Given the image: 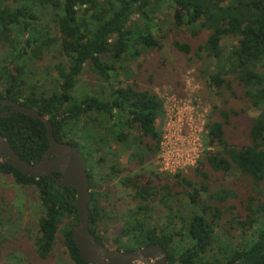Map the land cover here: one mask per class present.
<instances>
[{
    "label": "trees",
    "instance_id": "16d2710c",
    "mask_svg": "<svg viewBox=\"0 0 264 264\" xmlns=\"http://www.w3.org/2000/svg\"><path fill=\"white\" fill-rule=\"evenodd\" d=\"M165 6L173 47L222 100L206 118L208 149L190 174L154 167L166 111L127 66L161 47ZM86 73L92 79L81 89ZM0 99L37 110L58 141L77 147L88 228L100 245L113 224L115 249L159 244L167 264H264V0H0ZM0 135L29 162L48 146L44 123L17 111L0 116ZM0 173L38 195L35 254L49 258L60 234L73 264H88L72 237L75 190L3 159ZM113 184L128 191L124 205ZM2 210L0 226L15 224ZM5 237L0 228V250Z\"/></svg>",
    "mask_w": 264,
    "mask_h": 264
},
{
    "label": "rangeland",
    "instance_id": "374dc122",
    "mask_svg": "<svg viewBox=\"0 0 264 264\" xmlns=\"http://www.w3.org/2000/svg\"><path fill=\"white\" fill-rule=\"evenodd\" d=\"M168 10L165 6L163 13L157 14L161 26V47L147 52L146 55H141L137 60L128 63L127 66L133 70L135 76L133 80L137 81L140 87L151 89L163 100L167 114L162 125L161 135L165 133L167 118L171 117L178 108L180 123H183L181 134L187 130L184 123L190 118L193 126H197L199 129L196 135L200 137L201 144L205 147V140L202 137L205 130L202 133V126L207 116L212 113L213 106L221 104V95L218 90L214 88L209 90L203 85L197 78V63L188 61L173 47L172 41L178 38V35L174 31H166L170 20V16L165 15V13L168 14ZM90 78L92 79L89 73L83 75L78 84L79 88L84 89L85 86L82 83L89 81ZM255 113V111H249L248 115L254 116ZM233 128L237 129L235 126ZM118 156L121 165L126 166L127 156L122 149H119ZM153 165L157 171L166 172L160 169L156 156L153 159ZM196 168H199L198 162L194 166L178 169L176 172L190 174ZM112 190V198L119 196L116 201L117 206L124 205L125 200H130L128 191L121 186L113 184ZM38 203V195L33 187H20L13 182L9 175L0 173V204L11 209L4 215H10L15 220V224L5 223L0 226L6 236L0 250V264H73L63 246L60 234L57 235L53 253L49 258L41 259L35 254L31 237L36 231ZM0 216L4 219L3 215ZM157 217L158 215L155 214L154 219ZM113 227L115 226L111 224L107 232H103L106 237L105 244L110 248H114L111 242L115 229ZM6 230H8L7 233Z\"/></svg>",
    "mask_w": 264,
    "mask_h": 264
},
{
    "label": "water",
    "instance_id": "95a60500",
    "mask_svg": "<svg viewBox=\"0 0 264 264\" xmlns=\"http://www.w3.org/2000/svg\"><path fill=\"white\" fill-rule=\"evenodd\" d=\"M12 111L39 119L46 127L48 146L41 158L35 162L22 159L10 142L0 135V159L7 160L18 171L30 175H49L61 186H71L76 192L77 223L72 229V237L79 255L88 264H167L166 253L159 244H150L134 251H121L100 245L89 231V208L91 199L85 162L73 144L58 141L53 134L52 123L37 110L26 107L10 99H0ZM6 116V112H0ZM54 172L60 173L56 176Z\"/></svg>",
    "mask_w": 264,
    "mask_h": 264
},
{
    "label": "built area",
    "instance_id": "2783aa9c",
    "mask_svg": "<svg viewBox=\"0 0 264 264\" xmlns=\"http://www.w3.org/2000/svg\"><path fill=\"white\" fill-rule=\"evenodd\" d=\"M171 111L173 112V109ZM178 113V108H176L175 113L167 118L165 133L161 135L156 155L160 169L171 173L176 172L178 169L194 166L205 148L201 144L200 137L196 135L199 129H197V126H193L190 118L184 123L187 130L183 131V135L181 134L183 123H180ZM202 129L203 133L205 122ZM205 149H208V147Z\"/></svg>",
    "mask_w": 264,
    "mask_h": 264
},
{
    "label": "flooded vegetation",
    "instance_id": "af4514ba",
    "mask_svg": "<svg viewBox=\"0 0 264 264\" xmlns=\"http://www.w3.org/2000/svg\"><path fill=\"white\" fill-rule=\"evenodd\" d=\"M4 105H7V104H1V103H0V109L3 108ZM7 106H8V108H7L6 110H4V112H6V115H7L8 112H9V113L12 112L11 107H10L9 105H7ZM2 112H3V111H2Z\"/></svg>",
    "mask_w": 264,
    "mask_h": 264
}]
</instances>
